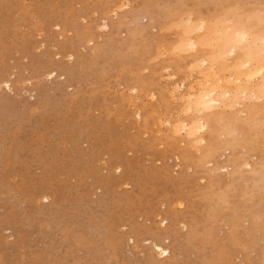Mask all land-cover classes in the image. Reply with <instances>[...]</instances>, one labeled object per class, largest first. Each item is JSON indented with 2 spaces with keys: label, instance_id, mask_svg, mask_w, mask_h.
<instances>
[{
  "label": "rangeland",
  "instance_id": "obj_1",
  "mask_svg": "<svg viewBox=\"0 0 264 264\" xmlns=\"http://www.w3.org/2000/svg\"><path fill=\"white\" fill-rule=\"evenodd\" d=\"M174 3L0 0V264H264V136L161 126Z\"/></svg>",
  "mask_w": 264,
  "mask_h": 264
},
{
  "label": "clouds",
  "instance_id": "obj_2",
  "mask_svg": "<svg viewBox=\"0 0 264 264\" xmlns=\"http://www.w3.org/2000/svg\"><path fill=\"white\" fill-rule=\"evenodd\" d=\"M167 11L171 38L152 59L187 63V76L161 126L226 149L264 136V0H175Z\"/></svg>",
  "mask_w": 264,
  "mask_h": 264
},
{
  "label": "bare ground",
  "instance_id": "obj_3",
  "mask_svg": "<svg viewBox=\"0 0 264 264\" xmlns=\"http://www.w3.org/2000/svg\"><path fill=\"white\" fill-rule=\"evenodd\" d=\"M155 248H156L157 250H160L159 254H160V253H162V254H166V253L168 252L166 248L162 247L161 245H158V243L155 244Z\"/></svg>",
  "mask_w": 264,
  "mask_h": 264
}]
</instances>
